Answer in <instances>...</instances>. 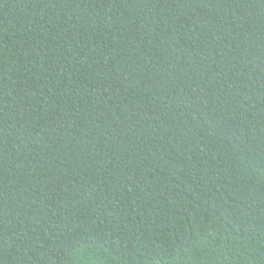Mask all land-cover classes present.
Wrapping results in <instances>:
<instances>
[{
	"label": "trees",
	"instance_id": "1",
	"mask_svg": "<svg viewBox=\"0 0 264 264\" xmlns=\"http://www.w3.org/2000/svg\"><path fill=\"white\" fill-rule=\"evenodd\" d=\"M0 264H264V0H0Z\"/></svg>",
	"mask_w": 264,
	"mask_h": 264
}]
</instances>
